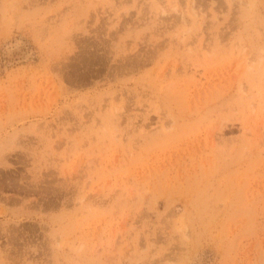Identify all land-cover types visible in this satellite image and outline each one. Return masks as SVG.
Here are the masks:
<instances>
[{"label":"rangeland","instance_id":"374dc122","mask_svg":"<svg viewBox=\"0 0 264 264\" xmlns=\"http://www.w3.org/2000/svg\"><path fill=\"white\" fill-rule=\"evenodd\" d=\"M0 264H264V0H0Z\"/></svg>","mask_w":264,"mask_h":264},{"label":"bare ground","instance_id":"6f19581e","mask_svg":"<svg viewBox=\"0 0 264 264\" xmlns=\"http://www.w3.org/2000/svg\"><path fill=\"white\" fill-rule=\"evenodd\" d=\"M181 19H182V17H181ZM27 50L28 49H26L25 44H22V43H18L17 45H15L12 48L10 47V49H8L7 52H6V54H7V58L6 59H8L7 63H9V64L12 63V61H14V59H15L14 58L15 56L19 57V58H22L23 60H27V59L31 58V54Z\"/></svg>","mask_w":264,"mask_h":264}]
</instances>
